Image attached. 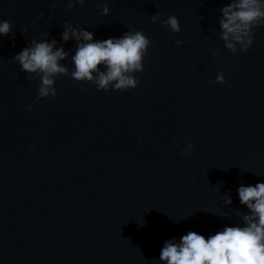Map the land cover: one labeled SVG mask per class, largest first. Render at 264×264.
<instances>
[{
    "label": "water",
    "instance_id": "water-1",
    "mask_svg": "<svg viewBox=\"0 0 264 264\" xmlns=\"http://www.w3.org/2000/svg\"><path fill=\"white\" fill-rule=\"evenodd\" d=\"M226 2L0 0L15 33L0 36V264H158L169 238L242 223L237 188L264 181V25L233 53L219 36ZM155 13L177 16L181 31ZM65 21L97 39L143 30L139 86L58 75V95L38 98L39 79L13 57L33 36L60 41ZM63 46L71 69L75 41Z\"/></svg>",
    "mask_w": 264,
    "mask_h": 264
},
{
    "label": "clouds",
    "instance_id": "clouds-1",
    "mask_svg": "<svg viewBox=\"0 0 264 264\" xmlns=\"http://www.w3.org/2000/svg\"><path fill=\"white\" fill-rule=\"evenodd\" d=\"M77 3L84 5L86 0H68L67 8L71 10ZM110 12L109 6L104 4L98 14L106 16ZM218 12L219 36L224 46L233 53L247 52L254 44V28L264 25V0H228ZM152 22H160L172 32L181 31L179 18L175 15L161 19L160 14L155 13ZM12 28L10 21L0 20V36L11 33L10 38L14 40ZM23 32H28L27 26ZM41 35L45 38L33 36L30 43L13 57L22 71L39 79L38 98L41 99L58 95L55 87L58 75L70 76L77 82H92L98 90L137 88L140 81L135 73L144 70V58L152 44L143 30L132 29L119 36L97 39L94 31L75 26L71 21L64 22L60 41L47 39L48 33ZM69 41H75L71 69L61 63L69 57V51L63 46ZM184 43L183 40L176 41L177 46ZM216 81L225 82L223 72L216 76ZM31 107L28 105V110ZM192 150L193 145L186 137L181 154L188 155ZM237 193L239 203L248 210L240 214L242 223L224 224L207 235L189 230L179 237L169 238L156 258L158 264H264V181L240 184ZM225 203L232 204L230 194L225 197Z\"/></svg>",
    "mask_w": 264,
    "mask_h": 264
}]
</instances>
